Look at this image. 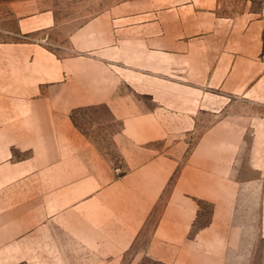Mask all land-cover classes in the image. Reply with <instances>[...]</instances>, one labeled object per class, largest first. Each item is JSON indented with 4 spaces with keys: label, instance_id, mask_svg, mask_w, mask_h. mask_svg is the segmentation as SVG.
I'll use <instances>...</instances> for the list:
<instances>
[{
    "label": "rangeland",
    "instance_id": "374dc122",
    "mask_svg": "<svg viewBox=\"0 0 264 264\" xmlns=\"http://www.w3.org/2000/svg\"><path fill=\"white\" fill-rule=\"evenodd\" d=\"M260 1L0 0V264L105 253L136 225L142 252L170 205L182 234L213 221L264 264ZM148 158L174 168L142 231Z\"/></svg>",
    "mask_w": 264,
    "mask_h": 264
},
{
    "label": "crops",
    "instance_id": "0c3cea01",
    "mask_svg": "<svg viewBox=\"0 0 264 264\" xmlns=\"http://www.w3.org/2000/svg\"><path fill=\"white\" fill-rule=\"evenodd\" d=\"M250 14L248 19L253 20L250 26L257 28L256 35L264 37V0H261L258 7L254 8ZM41 20L43 19H39ZM155 161V159L150 161L149 158L142 161V231L150 209L174 168L167 162L166 168L157 169L153 167ZM190 179L193 182H188L183 190L189 195L198 196L201 189L194 182V177ZM179 190L181 189L176 188V191ZM211 192L210 188L202 189V194L210 195ZM172 206L167 207L160 215L148 237L142 236V252H127L140 229V225H136L126 228L123 238L118 241L112 240L110 243L112 250L105 253L98 250H86L81 257L77 252L69 256L65 254V264L67 260L68 264H139L141 259L142 264H147V261L149 264H259V253L253 251L254 241L251 237L241 234H215L216 228H221V226L214 225L213 221L203 228L204 233L210 234L197 236L182 234L178 227V219L181 216H178V209L173 211L177 206L173 209ZM231 226L236 230H241L243 220L235 219ZM75 236L78 237L77 230ZM116 243L122 245L118 252H115ZM126 255L129 258L122 263ZM60 256L62 260L63 255ZM261 259L264 260V254ZM131 260L134 262L130 263Z\"/></svg>",
    "mask_w": 264,
    "mask_h": 264
}]
</instances>
